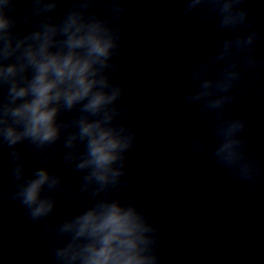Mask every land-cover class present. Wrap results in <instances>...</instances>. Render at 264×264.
I'll list each match as a JSON object with an SVG mask.
<instances>
[{
  "label": "clouds",
  "instance_id": "clouds-1",
  "mask_svg": "<svg viewBox=\"0 0 264 264\" xmlns=\"http://www.w3.org/2000/svg\"><path fill=\"white\" fill-rule=\"evenodd\" d=\"M0 0V153L12 183L0 199L18 202L52 240L51 264H166L156 220L136 201L130 154L140 143L128 123L139 105L125 102L117 78L126 44L128 0ZM185 16L224 34L189 73L181 97L210 133L188 147L252 185L264 183V162L251 151L253 122L234 115L250 90L264 92V30L250 0H181ZM30 26V28H26ZM128 46H134L133 41ZM71 114V115H69ZM27 149V150H26ZM77 182L49 167L57 158ZM62 198L83 202L77 214L52 219Z\"/></svg>",
  "mask_w": 264,
  "mask_h": 264
},
{
  "label": "water",
  "instance_id": "water-1",
  "mask_svg": "<svg viewBox=\"0 0 264 264\" xmlns=\"http://www.w3.org/2000/svg\"><path fill=\"white\" fill-rule=\"evenodd\" d=\"M29 6L23 0L21 7ZM247 6L256 27L264 30V0ZM128 7L117 78L127 86L125 102L139 105L126 119L140 143L130 154L134 184L125 199L136 200L158 223L166 264H264V183L242 181L218 167L211 153L188 147L193 135L210 133L211 125L197 112L187 113L181 97L191 90L192 67L218 47L224 34L185 16L181 0H128ZM234 108V115L253 122L246 135L251 151L264 162V92L250 90ZM34 167H49L72 183L79 175L59 157ZM10 168L6 153H0V186L12 183ZM85 206L62 198L52 219L63 220ZM51 258L52 240L41 225L18 202L0 199V264H51Z\"/></svg>",
  "mask_w": 264,
  "mask_h": 264
}]
</instances>
